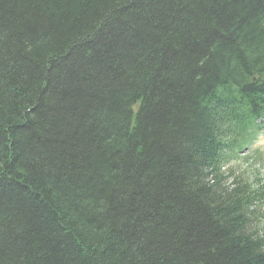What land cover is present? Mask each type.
<instances>
[{
    "label": "trees",
    "instance_id": "obj_1",
    "mask_svg": "<svg viewBox=\"0 0 264 264\" xmlns=\"http://www.w3.org/2000/svg\"><path fill=\"white\" fill-rule=\"evenodd\" d=\"M262 131L264 0H0V264H264Z\"/></svg>",
    "mask_w": 264,
    "mask_h": 264
},
{
    "label": "rangeland",
    "instance_id": "obj_2",
    "mask_svg": "<svg viewBox=\"0 0 264 264\" xmlns=\"http://www.w3.org/2000/svg\"><path fill=\"white\" fill-rule=\"evenodd\" d=\"M245 159L232 160L223 169L224 171H239L245 174L247 182L255 185L260 181L264 182V135H261L255 145L247 151ZM256 180V182H254ZM258 180V181H257ZM230 181V180H229ZM255 183V184H254ZM255 224L257 230L264 231V198L255 212Z\"/></svg>",
    "mask_w": 264,
    "mask_h": 264
}]
</instances>
